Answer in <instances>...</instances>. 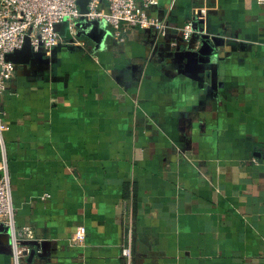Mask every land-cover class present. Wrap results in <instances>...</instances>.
<instances>
[{
	"label": "crops",
	"instance_id": "crops-1",
	"mask_svg": "<svg viewBox=\"0 0 264 264\" xmlns=\"http://www.w3.org/2000/svg\"><path fill=\"white\" fill-rule=\"evenodd\" d=\"M200 7L222 40L210 64L171 44ZM149 13L165 38L135 30L121 44L78 20L86 49L62 43L9 81L17 225L44 248L24 264H264V0H159ZM78 225L87 235L71 244ZM5 239L0 264H14Z\"/></svg>",
	"mask_w": 264,
	"mask_h": 264
},
{
	"label": "built area",
	"instance_id": "built-area-1",
	"mask_svg": "<svg viewBox=\"0 0 264 264\" xmlns=\"http://www.w3.org/2000/svg\"><path fill=\"white\" fill-rule=\"evenodd\" d=\"M79 0H0V145L3 157L0 163V238H6L14 264H24L32 250L44 252L41 240L35 236L31 225H17L16 210L13 204L8 163L4 151V132L7 129L2 97L9 81L14 76L16 64L7 59V55L23 47L25 38H30L36 52H48L52 48L66 43L83 46L86 42L77 36L76 22L99 21L107 25L118 43H124L135 30H149L156 40L165 38L167 25L149 13L158 5L159 0H89L86 12H82ZM209 10L200 7L194 19L181 28V39L174 40L173 46L183 45L195 48L199 41H192L195 32H205ZM67 22L72 35L65 40L56 25ZM201 23V27L199 25ZM48 196V195H46ZM3 227V228H2ZM87 228L78 225L71 235V244L85 239ZM123 256L131 257V247L123 249Z\"/></svg>",
	"mask_w": 264,
	"mask_h": 264
},
{
	"label": "water",
	"instance_id": "water-1",
	"mask_svg": "<svg viewBox=\"0 0 264 264\" xmlns=\"http://www.w3.org/2000/svg\"><path fill=\"white\" fill-rule=\"evenodd\" d=\"M89 0H79V5L81 8V11L84 13L87 11L86 9V4ZM83 25H101L103 26L104 23L99 22V21H82L81 22ZM79 25V24H77ZM80 26V25H79ZM56 29L60 32L61 36L63 37V39L65 40H71L72 39V35L70 33V30L68 28V23L67 22H63L60 23L58 25H56ZM79 34H77L78 36ZM220 42H219V40ZM199 41V45L200 48L194 50L195 48H190L187 47L188 49V55L195 57L197 59H199L200 61L206 62V63H211L215 58H217L218 56V47H220L222 45V40L216 36L211 35L208 32H202V33H198L195 32L193 35V42L194 41ZM232 49L235 50L237 49L238 45L236 42L231 41L230 42ZM170 44H167V47L169 49H171ZM41 54H43L42 52H36L33 50L32 46H31V42H30V38L27 36L25 38V43L23 45V47L19 50H16L13 53H10L7 55V59L14 62L16 64V69L20 64H28L31 62L32 59H34L37 56H40ZM3 228V227H2ZM35 255V250H32L31 253L28 256V261H31L33 259Z\"/></svg>",
	"mask_w": 264,
	"mask_h": 264
}]
</instances>
